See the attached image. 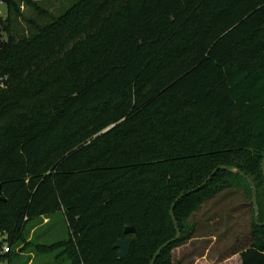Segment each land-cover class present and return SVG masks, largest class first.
I'll use <instances>...</instances> for the list:
<instances>
[{"label": "trees", "instance_id": "16d2710c", "mask_svg": "<svg viewBox=\"0 0 264 264\" xmlns=\"http://www.w3.org/2000/svg\"><path fill=\"white\" fill-rule=\"evenodd\" d=\"M1 1L0 264H150L168 241L154 264H180L204 204L237 189L251 204L230 170L195 190L220 165L252 179L264 222V0H75L54 15ZM250 227L233 253L264 264L254 212Z\"/></svg>", "mask_w": 264, "mask_h": 264}, {"label": "rangeland", "instance_id": "374dc122", "mask_svg": "<svg viewBox=\"0 0 264 264\" xmlns=\"http://www.w3.org/2000/svg\"><path fill=\"white\" fill-rule=\"evenodd\" d=\"M36 1L40 7L47 10L49 15L58 14L66 9L75 0H32ZM20 11L23 15L32 19L44 22L48 15H39L37 11L21 1ZM7 16V6L0 1V19ZM40 22V23H41ZM28 30V24L21 17L12 21V29L15 31ZM5 34L3 35V39ZM6 85V83H5ZM7 86V85H6ZM4 86L3 88H6ZM2 89V88H1ZM237 194L227 195L225 192L219 194L216 199L210 200L198 211L193 219L189 222L194 225L195 231L191 238L176 246L172 254V263L180 264H239V253H233L238 249L245 240L249 238L248 233L251 230V221L253 217V207L250 200L241 190H235ZM61 223L60 216L54 217ZM47 219H44L46 222ZM54 221V222H55ZM52 222L48 228L39 229L37 235L51 230L56 224ZM61 233L49 236L47 242L55 241L60 238L68 237L65 226ZM30 237V234H29ZM29 248V247H28ZM27 250V254H29Z\"/></svg>", "mask_w": 264, "mask_h": 264}, {"label": "water", "instance_id": "95a60500", "mask_svg": "<svg viewBox=\"0 0 264 264\" xmlns=\"http://www.w3.org/2000/svg\"><path fill=\"white\" fill-rule=\"evenodd\" d=\"M219 169L230 170L231 172L236 173V174H239L241 177H243L244 179H246V181L249 183L250 188H251V204H252V207H253V210H254V221H255L256 225L263 226L264 225V222H260L259 221V206H258V203H257V189H256V186H255L254 182L252 181V179L249 178L243 171H241L239 169L229 168V167L224 166V165H220V166L214 168L213 171L210 173V175L199 186H197L195 190H199L203 186H205L206 183L211 179V177ZM261 171H262V175H263V178H264V157H263V159L261 161ZM189 192H191V191H189ZM186 194H188V192L187 193L180 194L175 199V201L172 203V205L170 207V210H169L170 217L172 219V222H173V225H174V228H175V231H176V237H175V239H178L180 237L181 232H180V229H179V227L177 225V221L175 219L173 210H174V207L176 205V202H178ZM2 201H5V197L3 196L2 192H1V186H0V202H2ZM134 233H135V228L133 226L126 225L125 226V229H124V234H126L127 237L125 239H118L116 241V243L114 244V248L117 249V253L116 254H117V256L119 258H125L129 254L130 247H131V244L133 242V234ZM170 242L171 241H168V242L164 243L155 252V254L153 255V257H152V259L150 261V264H154L157 256L160 254V252L162 251V249H164L165 247H167Z\"/></svg>", "mask_w": 264, "mask_h": 264}, {"label": "built area", "instance_id": "2783aa9c", "mask_svg": "<svg viewBox=\"0 0 264 264\" xmlns=\"http://www.w3.org/2000/svg\"><path fill=\"white\" fill-rule=\"evenodd\" d=\"M6 80H7V77L0 76V88H3L5 86ZM8 251H9V245L7 244L2 247V250H0V252L2 253H6Z\"/></svg>", "mask_w": 264, "mask_h": 264}]
</instances>
